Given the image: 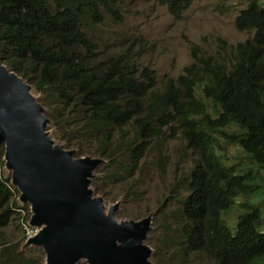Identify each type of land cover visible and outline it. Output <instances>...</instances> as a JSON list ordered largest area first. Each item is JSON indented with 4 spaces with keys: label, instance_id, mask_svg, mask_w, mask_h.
Segmentation results:
<instances>
[{
    "label": "trees",
    "instance_id": "16d2710c",
    "mask_svg": "<svg viewBox=\"0 0 264 264\" xmlns=\"http://www.w3.org/2000/svg\"><path fill=\"white\" fill-rule=\"evenodd\" d=\"M124 1L0 0V59L46 94L44 114L61 139L78 144L79 154L104 158L114 180L131 174L166 129H178L195 152L176 227L184 259L205 253L215 264H264L261 209L248 204L233 227L223 219L239 195L257 191L251 172L264 171V3L249 0L235 16V28L250 36L230 45L218 39L214 54L199 56L193 49V60L159 87L154 71L137 69L126 53L97 59L87 30L105 15L121 23ZM155 1L174 17L193 2ZM127 126L131 139L116 145V133L122 137ZM221 141L240 148L251 165L228 164ZM2 156L0 147V168ZM9 180L0 169V228L19 208ZM6 249L0 264H41L18 248Z\"/></svg>",
    "mask_w": 264,
    "mask_h": 264
},
{
    "label": "rangeland",
    "instance_id": "374dc122",
    "mask_svg": "<svg viewBox=\"0 0 264 264\" xmlns=\"http://www.w3.org/2000/svg\"><path fill=\"white\" fill-rule=\"evenodd\" d=\"M248 1L193 0L179 17H174L155 0H125L121 5L124 17L121 23H115L105 15L103 22L91 26L87 34L96 45L97 59L106 60L126 53L129 63L137 69H152L156 84L161 87L166 78L176 77L193 60V49L199 56L214 54L218 39L230 45L250 36L252 31H240L234 25L235 16ZM260 1L264 3V0ZM229 57L226 55L227 59ZM32 93L48 114L46 94L35 88H32ZM76 125L71 124L69 129H75ZM49 127L58 143L70 146L61 139L60 132L51 121ZM131 136L132 129L127 126L122 137L116 133L114 143H128ZM77 147L78 144L68 147L75 150L77 157H99L92 153L79 154ZM86 147L88 142L84 140L82 148ZM220 153L228 164L235 167L251 165L245 153L230 143L221 141ZM194 158V150L187 147L181 132L173 128L166 129L152 142L137 168L128 174L130 176L123 175L121 181L112 179L105 172L107 162L104 158V162L93 171L90 187L102 197L106 210L116 205L114 218L117 222L137 220L155 210L146 240L152 248L150 259L155 264H215L213 258L205 253H191L185 260L175 243L176 227L180 222V199L187 193L185 173ZM0 169L3 177L10 179L4 164ZM251 174L257 191L239 195L223 213V219L231 227L248 204L259 207L264 216V171ZM17 204L19 208H16L13 219L0 228L1 256L7 255L6 248H18L26 256L38 258L41 264H45L42 248L27 241L28 236L35 232V228L28 224L30 207L20 202ZM75 264L86 262L81 259Z\"/></svg>",
    "mask_w": 264,
    "mask_h": 264
},
{
    "label": "water",
    "instance_id": "95a60500",
    "mask_svg": "<svg viewBox=\"0 0 264 264\" xmlns=\"http://www.w3.org/2000/svg\"><path fill=\"white\" fill-rule=\"evenodd\" d=\"M50 119L32 86L0 59V147L18 199L30 207L27 241L43 250L45 264H155L146 243L154 211L117 222L91 189L104 159L75 156L49 131Z\"/></svg>",
    "mask_w": 264,
    "mask_h": 264
},
{
    "label": "clouds",
    "instance_id": "9594fccd",
    "mask_svg": "<svg viewBox=\"0 0 264 264\" xmlns=\"http://www.w3.org/2000/svg\"><path fill=\"white\" fill-rule=\"evenodd\" d=\"M2 62H3V61H2ZM30 85H31V84H30ZM31 86H32V85H31ZM32 88H33V87H32ZM33 89H34V88H33ZM40 104H41V103H40ZM41 105H42V104H41ZM42 106H43V105H42ZM64 146H65V145H64ZM76 157H77V156H76ZM2 160H3V159H2ZM9 181H10V180H9ZM10 184H11V183H10ZM11 185H12V184H11ZM12 186H13V185H12ZM13 187H14V186H13ZM14 188H15V187H14ZM16 190H17V189H16ZM17 192H18V190H17ZM18 195H19V193H18ZM16 199H17V200H16L17 202H20L19 199H18V196H17ZM20 203H21V202H20ZM22 204H23V203H22ZM33 228H34V227H33ZM35 231H36V229H35Z\"/></svg>",
    "mask_w": 264,
    "mask_h": 264
}]
</instances>
